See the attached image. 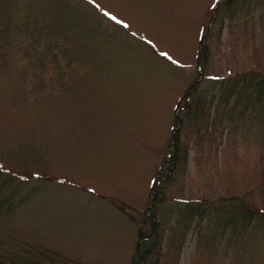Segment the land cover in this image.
I'll return each instance as SVG.
<instances>
[{"label": "rangeland", "instance_id": "obj_1", "mask_svg": "<svg viewBox=\"0 0 264 264\" xmlns=\"http://www.w3.org/2000/svg\"><path fill=\"white\" fill-rule=\"evenodd\" d=\"M0 264H264V0H0Z\"/></svg>", "mask_w": 264, "mask_h": 264}, {"label": "snow or ice", "instance_id": "obj_2", "mask_svg": "<svg viewBox=\"0 0 264 264\" xmlns=\"http://www.w3.org/2000/svg\"><path fill=\"white\" fill-rule=\"evenodd\" d=\"M113 19H115V18L113 17Z\"/></svg>", "mask_w": 264, "mask_h": 264}]
</instances>
